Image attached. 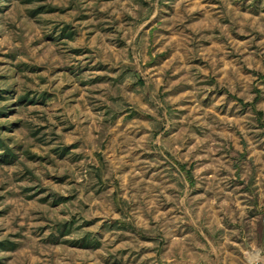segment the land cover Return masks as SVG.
Listing matches in <instances>:
<instances>
[{
  "label": "rangeland",
  "instance_id": "1",
  "mask_svg": "<svg viewBox=\"0 0 264 264\" xmlns=\"http://www.w3.org/2000/svg\"><path fill=\"white\" fill-rule=\"evenodd\" d=\"M263 79L264 0H0V264L205 259Z\"/></svg>",
  "mask_w": 264,
  "mask_h": 264
},
{
  "label": "crops",
  "instance_id": "2",
  "mask_svg": "<svg viewBox=\"0 0 264 264\" xmlns=\"http://www.w3.org/2000/svg\"><path fill=\"white\" fill-rule=\"evenodd\" d=\"M248 93L243 90L237 99L239 106L243 100L252 103L262 99V104H245L255 118L221 119L239 129L243 122L252 119V132H238V129L215 136L223 140L227 149L212 155L206 171L220 172L222 185L235 189L223 197L216 209L214 200L207 199L205 224L202 228L197 226L191 235L196 238L193 250L205 251L206 258L195 264H264V81L259 89ZM224 202L232 205L224 206Z\"/></svg>",
  "mask_w": 264,
  "mask_h": 264
},
{
  "label": "built area",
  "instance_id": "3",
  "mask_svg": "<svg viewBox=\"0 0 264 264\" xmlns=\"http://www.w3.org/2000/svg\"><path fill=\"white\" fill-rule=\"evenodd\" d=\"M263 223H264V219H263Z\"/></svg>",
  "mask_w": 264,
  "mask_h": 264
}]
</instances>
